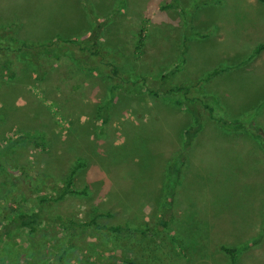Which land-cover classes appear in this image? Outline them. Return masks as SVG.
<instances>
[{
	"label": "rangeland",
	"instance_id": "374dc122",
	"mask_svg": "<svg viewBox=\"0 0 264 264\" xmlns=\"http://www.w3.org/2000/svg\"><path fill=\"white\" fill-rule=\"evenodd\" d=\"M170 1L0 0V27L17 31L15 45L97 37L116 54L113 75L109 65L80 69L60 56L47 58L42 73L22 60L13 78L0 79V140L26 131L44 142L23 140L0 173L20 190L11 207L35 208L83 163L72 179L78 193L44 210L93 223L46 222L12 240L42 251L48 264L64 248L60 264H264V4L175 0L160 8ZM111 84L119 86L110 98ZM170 85L200 96L193 138L185 130L195 118L174 101L181 92L167 96ZM176 156L183 166L174 178ZM220 246L240 250L232 260Z\"/></svg>",
	"mask_w": 264,
	"mask_h": 264
},
{
	"label": "trees",
	"instance_id": "16d2710c",
	"mask_svg": "<svg viewBox=\"0 0 264 264\" xmlns=\"http://www.w3.org/2000/svg\"><path fill=\"white\" fill-rule=\"evenodd\" d=\"M260 1L264 4V0ZM174 5H176L175 0H171L168 3L161 5L160 8H166ZM9 37L19 39L17 31L12 28V26L7 29L0 27V79L5 77H7L8 79L13 78L16 73V69H18V65H20V62H22V60H29V62L34 66V72L42 73V70L44 68V61L47 58L49 59L48 62H53L58 60L60 56L71 58L73 60V63L79 66L80 69L98 70V67L100 66L109 65L112 75L117 74V67L111 62L112 57H115L116 54L111 49H104V44L99 42V39L97 37L85 40L84 38L76 39L73 37L62 39L59 36H56L55 39L52 38L51 40L43 41L41 43L36 42L30 44L27 43V41H18V45H15V43L17 42H13V39ZM58 41L62 42L63 44H59ZM64 43L74 44V46L76 47V51H79V55L81 54L82 56H76L75 51L68 45H64ZM53 45L55 46L52 50L47 49ZM261 47V45L256 46L247 59L249 60L253 56H255L259 52ZM84 52L89 55V58L91 57L88 61L82 59L83 56L86 57ZM105 57L107 58L106 60L103 59ZM178 66L179 64H175L173 68L162 74L161 77L164 79L165 77L172 75L177 70ZM223 70L224 68L222 67L213 69L205 75L204 79L207 80ZM118 86L119 84H111L110 88L107 89L109 90L110 98L114 94L112 92V88H116ZM148 92L153 96L158 95L156 91L149 90ZM166 92L167 96L175 92H181L183 94L184 100L178 98L174 99V101L176 100V103L178 105L184 106L191 113L192 117L195 118L194 123L196 127L195 125H190L185 130L186 134H188V138H193V135H196L197 130L199 129L198 125L201 121L196 117L199 111L197 109V103L200 101V96H198L197 94H193L191 96L190 94L193 91L191 90V86L189 87L187 85H170ZM208 112V114H210L211 108ZM217 119L223 120L221 118ZM224 123L225 121L223 120L221 124ZM238 127L241 126L238 125ZM17 134L18 135L16 136L8 135V138L0 140V173L7 174V172H9L10 163L13 159L12 154L14 153V150L17 149L16 146L23 142V140H25L26 138H31L34 142L38 141V145L40 147H44V142L40 133L19 131V133ZM187 141L189 142V140ZM181 161L182 160L179 159L178 156L175 157V160L173 162L174 178L180 171L181 166H183V162ZM82 165L83 163L78 160L72 166L69 174L63 180L62 186L54 193V196L48 194L43 197H39L37 206L35 208H30L27 211L17 212L15 208L11 207L13 201L15 200L22 202L20 199L21 195L19 188L13 187L15 184L10 180H4L0 182V248H2L0 253V264H48L49 257L47 259L42 251H39L36 248L34 249L33 247L26 246L24 244H16L12 241L14 238L23 233V231H26L29 234L37 233L41 229L40 227L43 226L46 222H52L53 224L62 226V228H70V226H76L77 229H81L88 226V224L93 223V221H90V223L83 221L75 224L73 220H64L58 215L52 216L51 218V216H49L44 210L45 204L55 202L67 195H74L78 193V190H76L72 186V179L75 171ZM169 168L170 166H168V169ZM98 228L105 231H110L112 233L120 230L118 226L104 224H98ZM261 228L264 229V223L262 224ZM75 231L76 230L71 231L70 236L74 235V233H76ZM262 237L263 236L255 239L254 241L256 242L254 243L253 241L254 245H258ZM220 249L228 254L233 260V254L236 255V253L240 250V247L220 246ZM65 252L66 248L62 249V251L58 254V264H60L59 262L63 263L62 260ZM123 264L135 263L131 259H126Z\"/></svg>",
	"mask_w": 264,
	"mask_h": 264
}]
</instances>
